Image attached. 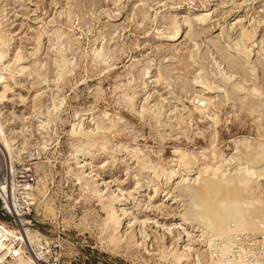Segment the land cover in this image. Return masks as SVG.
I'll return each instance as SVG.
<instances>
[{"label":"rangeland","instance_id":"rangeland-1","mask_svg":"<svg viewBox=\"0 0 264 264\" xmlns=\"http://www.w3.org/2000/svg\"><path fill=\"white\" fill-rule=\"evenodd\" d=\"M18 172L0 264H264V0H0Z\"/></svg>","mask_w":264,"mask_h":264},{"label":"built area","instance_id":"built-area-1","mask_svg":"<svg viewBox=\"0 0 264 264\" xmlns=\"http://www.w3.org/2000/svg\"><path fill=\"white\" fill-rule=\"evenodd\" d=\"M31 184L32 178L23 172L13 175L7 183L5 177L0 176V260H15L23 256L20 248L23 240L17 236L21 233L13 227H18L19 217L28 211ZM5 216L11 217L12 222L4 221ZM34 256L36 263L31 264H40L38 256ZM25 264L29 263L25 261Z\"/></svg>","mask_w":264,"mask_h":264},{"label":"bare ground","instance_id":"bare-ground-1","mask_svg":"<svg viewBox=\"0 0 264 264\" xmlns=\"http://www.w3.org/2000/svg\"><path fill=\"white\" fill-rule=\"evenodd\" d=\"M215 178V177H214ZM227 181V180H226ZM219 182H223V181H221V179H220V181ZM224 182H225V180H224ZM123 211V210H122ZM124 213H125V211H124ZM126 215V214H125ZM21 221H23V220H21ZM27 230H30V231H32L31 229H29V228H26ZM20 233H21V236L22 237H24L25 235H24V227H22V229H20ZM27 233V232H26ZM29 233V232H28ZM31 238V237H30ZM114 238V237H113ZM25 264V263H24Z\"/></svg>","mask_w":264,"mask_h":264}]
</instances>
